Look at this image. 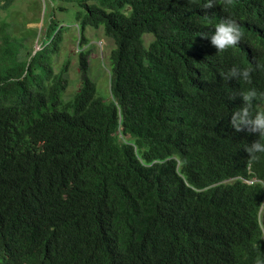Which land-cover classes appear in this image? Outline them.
Returning a JSON list of instances; mask_svg holds the SVG:
<instances>
[{
  "label": "trees",
  "instance_id": "16d2710c",
  "mask_svg": "<svg viewBox=\"0 0 264 264\" xmlns=\"http://www.w3.org/2000/svg\"><path fill=\"white\" fill-rule=\"evenodd\" d=\"M50 3L79 6L82 38L103 28L114 42L110 97L98 95L83 51L66 99L54 16L25 60V38L0 23V264H249L264 252V159L242 148L255 135L230 127L243 102L227 98L240 85L219 75L264 53L242 41L216 55L198 35L228 15L219 6ZM234 12L264 41V0H238ZM254 83L264 87V75Z\"/></svg>",
  "mask_w": 264,
  "mask_h": 264
},
{
  "label": "rangeland",
  "instance_id": "374dc122",
  "mask_svg": "<svg viewBox=\"0 0 264 264\" xmlns=\"http://www.w3.org/2000/svg\"><path fill=\"white\" fill-rule=\"evenodd\" d=\"M67 8L61 12L60 8ZM79 6L50 3V0H17L9 10L0 7V23L3 21L11 25L10 34L25 38V50L21 59L34 55L44 48L46 32L50 24V17L63 27L59 53L52 55L53 69L56 74L67 66L65 78L68 82L66 99L73 96L80 87L79 53L90 51V77L97 85L98 95L106 101L110 97V70L109 58L114 49V42L108 39L103 28L95 30L87 28L82 38L76 15ZM147 43L152 41L146 37Z\"/></svg>",
  "mask_w": 264,
  "mask_h": 264
},
{
  "label": "clouds",
  "instance_id": "9594fccd",
  "mask_svg": "<svg viewBox=\"0 0 264 264\" xmlns=\"http://www.w3.org/2000/svg\"><path fill=\"white\" fill-rule=\"evenodd\" d=\"M187 4L205 10L219 6L228 13L198 35L210 41L217 49L216 55L228 52L235 55L242 41L257 52L264 53V41L249 37L242 28L244 17L237 18L235 15L238 0H187ZM207 16L208 14H205V18ZM219 75L225 82L235 79L240 85L239 89H233L227 98L235 100L239 97L243 102L229 114L230 127L236 132L246 131L249 135H255L256 139L250 144L244 143L242 148L249 154L250 160L264 159V87H258L254 83L257 75H264V55L256 56L255 63L235 62L227 71H220ZM245 259L249 264H264V252H256Z\"/></svg>",
  "mask_w": 264,
  "mask_h": 264
}]
</instances>
